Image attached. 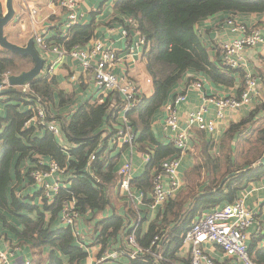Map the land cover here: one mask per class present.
<instances>
[{"label": "trees", "instance_id": "1", "mask_svg": "<svg viewBox=\"0 0 264 264\" xmlns=\"http://www.w3.org/2000/svg\"><path fill=\"white\" fill-rule=\"evenodd\" d=\"M112 3L115 13L135 21L136 26L131 30L144 39L142 56L151 92L142 95L141 103L126 113L128 123L137 133V149L144 152L150 148L153 152L143 173L130 181L131 190L141 193L143 201L136 209L132 204L133 209L120 214L110 199L115 189L120 190L116 188L120 181L116 170L119 157L125 151L124 146L120 153L103 158L107 138L103 139L102 135L120 124L121 107L119 102L113 104V94L109 93L101 103L86 101L78 105L74 92L59 89L54 77L47 79L40 74L29 83L30 91L18 88L0 95L5 104V117L0 119L4 124L0 132V224L29 244L35 259L33 264H84L88 257L86 248L78 245L71 228L60 222L64 204L71 199L80 218L89 224L93 244L100 246L97 258L104 251L118 250L121 257L129 260L132 246L126 244V239L134 231L141 253L136 259H130L129 264H175L185 232L202 217L203 210L233 202L244 185L264 176V166L248 169L264 154V99H258L246 117L229 123L218 144L203 132L198 133L195 164L184 172L183 187L162 205L146 230H142L141 215L153 203L152 169L158 170L165 158L179 156V150L171 142L155 140L151 130L154 114L187 72H204L213 80L223 81L230 79V73L235 71L211 61L208 43L198 34L197 25L222 12L233 18L240 13L264 14V0H113ZM94 31L93 21L77 24L67 31L66 37L60 34L45 41L49 46L70 51L87 44ZM32 65L30 57L0 48V82L3 73L19 74ZM36 97L45 106L46 120L59 127V138L38 123L25 126L34 115ZM70 109L74 111L70 113ZM62 141L67 145H61ZM101 141L105 145L100 146ZM91 155L96 160L87 171ZM48 161L64 169L61 177L68 181L51 201L34 184L31 192L40 199V204L31 203L27 198L31 193L27 185L34 182L30 173L35 169L48 170L45 164ZM231 172L238 174L215 191ZM108 208H112L111 213L103 216ZM9 215L21 225L19 229L15 223L7 222ZM155 236H160V240L153 245ZM263 239L264 233H259L248 244L249 255L256 264H264V248L258 247ZM44 249L49 252L43 254ZM154 254L161 258L155 260Z\"/></svg>", "mask_w": 264, "mask_h": 264}, {"label": "built area", "instance_id": "2", "mask_svg": "<svg viewBox=\"0 0 264 264\" xmlns=\"http://www.w3.org/2000/svg\"><path fill=\"white\" fill-rule=\"evenodd\" d=\"M81 0H57L56 4L59 8L65 11L66 20L64 22L65 33L61 36L66 37L67 31L79 24L81 16L78 14V8ZM19 13L15 15V18L21 19V16L27 11V15L33 24L37 23L38 8L34 5L26 4V0H22ZM0 14H3L4 8L0 3ZM128 30L125 28L123 32L124 36H128L129 28L136 26L135 21L127 20ZM230 27V31L237 34L230 40H220L217 42L216 50L219 56V62L222 66L237 70L244 68L243 81L244 86L239 96H223V95H206L204 93L203 80H192L188 83V89H194L200 91L203 95L205 103H211L214 106V114L216 120L224 119L229 112L237 111L241 107L248 105L253 99L261 96V91L258 88L260 78L253 72L246 69L242 52L251 47L260 45L264 48V33L261 28L249 27L242 22H238L233 18H229L226 21ZM198 34L202 33V30L197 27ZM139 37L135 43H130L125 46L126 57L129 59L137 60L142 56L144 39L136 33ZM35 44L39 51L48 54L56 55V60L61 61L65 56L78 61L82 72L92 78L95 87L102 93L108 95L113 94V104L119 102L121 107L118 120L119 125H114L113 131H104L103 139L107 138V144L122 149L127 146L130 150L134 148L137 133L133 130L128 123L126 113L138 106L143 100L141 90L137 82L126 72L116 73L115 68L118 64V53L115 49L104 45L101 41H90L83 46H75L72 50L67 51L57 45H47L44 36L38 32L33 35ZM46 57H50L46 55ZM44 59V58H43ZM47 62V60L44 59ZM55 62L51 63L49 67L44 70L41 75L50 79L54 73ZM12 75L9 72H5L1 75L0 88H7L10 86L8 79ZM72 80L76 78L71 77ZM150 82V78L146 80ZM23 92H28L29 83L18 86ZM186 100L185 93H179L173 101L166 107V117L163 120V130L166 137L179 150L178 157L165 158L160 161L158 170L152 169V199L151 206L158 207L163 205L168 199L172 198L179 192L183 183L179 174L181 155L186 151L189 146L190 135L186 128L188 126H195L200 130H205L213 133L215 130V124L213 120L205 119L204 115L207 112L205 106L201 107L197 111L191 112L187 118V127L182 128L181 122L177 113V105ZM112 104V105H113ZM34 115L25 122V126H30L33 123L43 125L49 131L53 133L56 138L60 136L59 127L46 120L47 111L44 104L39 98L36 97L34 103ZM4 124L0 123V129ZM105 145L101 141L100 146ZM105 151V150H104ZM143 156L150 161L152 157V151L146 149ZM103 155L106 153L103 152ZM95 155H91L89 162L95 161ZM42 164V162H40ZM48 170L43 171L35 169L30 173L36 187L41 191L42 195L50 199L54 198L56 192L63 186H65L68 178H62L64 169L58 167L54 161H48L45 163ZM120 175L119 189L124 191L129 199L133 201L135 206V200L142 199L141 193L133 195V191L130 188V181L133 175V166L131 159H126L118 169ZM137 197V198H136ZM75 201L71 199L64 204L62 209V215L60 222L64 226L70 227L74 238L78 245L87 247L84 244L83 233L79 226L80 215L75 210ZM253 211L245 204L244 199L239 197L233 202L223 204L212 208L210 211L204 213L191 228H189L184 236L183 242L189 245V259L187 264H212L210 258L204 250V245H217L224 254L233 261L235 264H256L252 261L248 252V229L254 222ZM131 227V225H130ZM133 230V229H132ZM128 245L132 246V250L129 254L130 259H136L141 248L136 244L134 231H132L127 237ZM160 240V236H155L152 241L153 245H156ZM122 254L118 250L104 251L103 254L96 259L98 263L103 260L111 259L116 260ZM155 260L161 258L159 255L154 254ZM0 264H11L9 254L6 251L0 250ZM21 264H32V259L25 257Z\"/></svg>", "mask_w": 264, "mask_h": 264}, {"label": "crops", "instance_id": "3", "mask_svg": "<svg viewBox=\"0 0 264 264\" xmlns=\"http://www.w3.org/2000/svg\"><path fill=\"white\" fill-rule=\"evenodd\" d=\"M21 1L22 0H13L15 15L19 13ZM112 1L113 0H81L78 8V14L81 16L79 24H88L93 21L95 24V31L90 43L98 40L104 45L115 49L118 53V64L115 68V72L120 74L126 71L137 82L142 95H150L151 86L147 84L148 82L146 81L148 74L145 71L144 56H140L139 59L133 60L131 58L128 59L125 53V46L130 43H135L139 37L137 36L136 32L130 29L128 31V36H124V27L129 26L127 20H130V18L125 15L115 13ZM2 3L4 4V14L6 12V0H3ZM26 4L34 5L38 8L37 23L33 24L31 22L27 15V11L21 16L20 20L15 18L14 15L13 19L4 27V35L10 42L19 46H25L30 38H32L34 41L33 35L35 32H38L40 35L44 36L45 39L53 38L54 36H59L60 34L62 35L65 33V11L59 8L53 0H26ZM229 18L233 17H230V15L226 12H222L210 18L204 19L197 25V27L202 30L200 35L202 36L204 42L208 43L207 47L210 59L212 62H215V64L219 63V56L216 50L217 42L220 40H230L237 36L236 33L230 31V27L226 23L227 19ZM233 19L238 22H242L249 27L261 28L264 33V14L262 13H240L236 14ZM27 26L31 27L30 31ZM34 45L37 48L35 41ZM38 52L42 58L47 60L46 68H48L51 63L55 62L53 77L57 81V87L66 92H74L76 95V104L79 105L85 103L86 101H90L91 103H101L105 100L107 95L99 91L95 87L92 78H89V76H86L82 72L78 61L70 58L69 56H65L61 61H58L56 60V55L54 54H48L39 50ZM46 55H49L50 57H46ZM242 56L246 69L250 70L260 78L258 88L261 91V96L259 98L253 99L248 105L241 107L237 111L229 112V114H227L224 119L216 120L214 119V106L211 103L204 102L203 95H201L200 91L188 89V83L195 79L203 80L204 93L206 95L237 97L243 89L242 73L245 71L244 68L231 72V78L225 79L223 81L213 80L208 74L204 72L196 73L189 71L185 74V76H183L181 81L174 84L162 108L158 110L156 114H154L151 122V130L155 140L158 143L170 142L163 130V120L166 117V107L179 93L186 94V100L178 104L176 107L178 117L181 122V127L183 129L187 127V118L189 113L197 111L203 106H205L207 109V112L204 115L205 119L214 121L215 130L213 133L200 130L195 126H188V128H186L189 132L190 139L189 146L181 155L180 159L179 174L181 179L184 172L189 170L195 164V155L198 153L196 144L199 142L198 138L200 135L198 133L200 131L203 132L205 137L208 139H214V141L218 144L231 121L237 122L246 117L248 113L255 107L258 99H264V48L260 45L247 48L242 52ZM71 77L76 79L71 80ZM72 108H74V106H72ZM70 110V113L74 111L73 109ZM3 117H5V104L0 97V119H3ZM1 130L2 128L0 129V132ZM60 144L63 146L67 145L64 141H62ZM120 151L121 149L112 146L109 142L104 153H106V156H113L115 153H120ZM142 153L143 152L138 150L137 147L132 150L126 148L125 151L121 153L119 157L118 168L116 170L119 178L121 177L118 173V169L126 159H131L132 162V179L137 177L136 175H138V172L142 171L141 174L143 173L148 160L143 156ZM29 190V192H31L30 188ZM16 194H18L17 190ZM118 194L121 198L118 196ZM135 194L138 193L134 191L133 195ZM114 196H117L118 199H114V203L112 202L113 205L120 214H126L124 201L129 205H132L133 201L129 199L126 193L122 190H119V192L115 191ZM238 196L244 199L245 204L254 213V222L248 229L249 244L253 236L259 233H264V176L258 180L250 181L244 185V187L239 190ZM33 201H35L36 204H40L39 200L35 197H32L31 203H33ZM142 201L143 198L141 200L137 198L135 202L138 204H136L135 207L137 205H141ZM151 205L148 207L149 211H146L143 215H141L143 219L141 218L139 223H141L142 230H146L150 220L153 219L158 211L162 208V205L158 207ZM210 210L211 208L205 209L202 211V213L204 214ZM111 211L112 208H108L105 213H103V216L108 215L111 213ZM8 217L9 218L7 219V222H11L12 224L15 223L16 229L21 227V225L12 216L9 215ZM132 220V218H129V221ZM79 226L84 236L82 242L84 241L86 245H91H87L88 257L85 259L84 264H129L127 259L121 256L116 260L107 259L98 263L96 259L97 254L100 251V246L93 244L92 234L88 231V222L84 221L83 218H80ZM258 247L264 248V239L259 241ZM29 249V244L19 239L7 228L0 224V250L8 252L11 264H21L25 257L31 258L33 264L35 259L31 255ZM204 250L210 258L212 264H235V261L226 256L222 249L217 245L206 244L204 245ZM48 252V249L43 250V254H47ZM177 257L178 261L175 264L187 263L189 259L188 244H185L184 242L182 243L177 253Z\"/></svg>", "mask_w": 264, "mask_h": 264}, {"label": "water", "instance_id": "4", "mask_svg": "<svg viewBox=\"0 0 264 264\" xmlns=\"http://www.w3.org/2000/svg\"><path fill=\"white\" fill-rule=\"evenodd\" d=\"M14 15L15 10L13 7V0H6V12L4 14H0V48L9 50L18 55L30 57L33 65L28 70L22 71L19 74L10 75L8 79L10 86L7 88H0V95L13 92L16 90V87L31 83L41 74L44 65V59L40 56L32 38L28 40L25 46H19L10 42L4 35V27L13 19ZM89 166L90 162L88 161L87 171L90 169ZM260 166H264V154L256 163H254L251 167H248V169ZM235 174H238V172H231L223 178L215 191L219 190L224 183ZM157 264L159 263L157 262Z\"/></svg>", "mask_w": 264, "mask_h": 264}, {"label": "rangeland", "instance_id": "5", "mask_svg": "<svg viewBox=\"0 0 264 264\" xmlns=\"http://www.w3.org/2000/svg\"><path fill=\"white\" fill-rule=\"evenodd\" d=\"M2 1H3V0H2ZM2 1L0 0L1 7L4 8V4H3L4 2L2 3ZM0 10H1V8H0ZM3 10H4V9H3ZM27 28L29 29V31L31 30V27H30V26H27ZM46 65H47V62L44 61V65H43V67L45 66V70L47 69V68H46ZM30 68H31V67H30ZM27 70H28V69H27ZM42 72H43V69H42ZM42 72H41V73H42ZM53 74H54V73H53ZM41 76H42V75H41ZM51 78H53V76H52ZM51 78H50V79H51ZM71 80H72V79H71ZM17 89H18V87H16V90H17ZM119 113H120V112H119ZM136 137H137V136H136ZM135 141H136V140H135ZM136 147H137V146H136V144L134 143V148H136ZM126 148H128V147L125 146V149H126ZM134 148H133V149H134ZM146 149H150V148H146ZM146 149H145V150H146ZM150 150H151V149H150ZM151 151H152V150H151ZM144 152H145V151H144ZM144 152H143V153H144ZM152 154H153V152H152ZM104 156L106 157V155H103V158H105ZM141 172H142V171L138 172V175L141 174ZM138 175H136V176H138ZM32 184H33V185H30V187H29V185H27V188L29 187V188L31 189V188L34 186L35 183L32 182ZM116 187L118 188L119 186L117 185ZM29 188H28V189H29ZM19 189H21V188H19ZM115 191H118V189H115ZM115 191H114V194H113V195L111 194L112 196H111V198H110V199L112 200L113 203H114V199H118L117 196H116V197L114 196V195H115ZM31 193H33V192H31ZM31 193H30V194H31ZM33 196H34V194H31V195L27 196V198L32 199ZM40 196H41V195H40ZM118 196H119V194H118ZM119 197H120V196H119ZM27 198H25V199H27ZM120 198H121V197H120ZM38 200H39V202H40V199H38ZM126 200H127V198H126ZM33 203L36 204L35 201H33ZM124 206H125L126 210H128V209H130V208H131V209H133V208L136 209L135 206H133V208H132V206L128 205V203L125 202V201H124ZM135 216H137V215H135ZM137 217H138V216H137ZM132 218L135 219V217H132ZM127 261H128V263H129V262H130V259L127 260Z\"/></svg>", "mask_w": 264, "mask_h": 264}, {"label": "bare ground", "instance_id": "6", "mask_svg": "<svg viewBox=\"0 0 264 264\" xmlns=\"http://www.w3.org/2000/svg\"><path fill=\"white\" fill-rule=\"evenodd\" d=\"M120 114V113H119ZM17 195H20L19 193Z\"/></svg>", "mask_w": 264, "mask_h": 264}]
</instances>
